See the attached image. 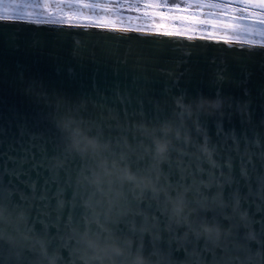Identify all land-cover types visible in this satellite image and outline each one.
<instances>
[{"label":"water","instance_id":"obj_1","mask_svg":"<svg viewBox=\"0 0 264 264\" xmlns=\"http://www.w3.org/2000/svg\"><path fill=\"white\" fill-rule=\"evenodd\" d=\"M120 30L0 22V180L9 190L27 193L23 184L2 175L5 166L14 167L10 157L25 155L30 157L25 169L40 185L57 177L64 187L63 208L58 214L52 200L50 215L39 219L49 225L45 229L49 247L59 264L73 259L83 264L62 246L72 234L65 225L72 213L83 227L81 218L88 211L85 205L97 179L106 194H97L91 201L98 221L91 228L106 229L104 235L115 233L130 242V259L136 249H142L146 264H196L201 256L212 264V252H202L205 245L219 252L220 245L232 246L228 237L236 232L242 237L244 230L233 231L221 209L204 205L190 192L184 218L174 215L177 193L173 189L177 183L191 187L195 178L202 198L211 199L217 191L207 185L223 183L229 176L227 168L210 169L195 147L207 132L215 146L213 159L221 165L232 162L233 180L221 193L225 202L230 193L239 192L255 219L264 218L257 212L264 206L258 180L264 175V49L227 46L245 43L241 41L176 34L169 38L162 32L132 29H123L128 34L121 35ZM181 95H186L188 104L183 119L177 107ZM68 118L90 128L89 138H99L95 158L77 154L65 139ZM218 122L225 130L234 129L238 144L216 135ZM165 132L169 153L162 158L154 137ZM180 152L187 153L182 165ZM45 153L48 170H31L33 159L41 164ZM242 161L247 179L240 175ZM126 175L135 181L122 180ZM109 179L113 181L110 193ZM57 186L48 185L50 196ZM154 188L158 195L153 194ZM13 198L19 202L18 194ZM36 206L26 211L30 225L40 230ZM88 214L92 216L91 211ZM213 217L209 237L204 222ZM255 227L259 230L260 225ZM251 247L256 249L257 244ZM259 257L256 252L253 258ZM39 259L38 254L0 249V264Z\"/></svg>","mask_w":264,"mask_h":264},{"label":"snow or ice","instance_id":"obj_2","mask_svg":"<svg viewBox=\"0 0 264 264\" xmlns=\"http://www.w3.org/2000/svg\"><path fill=\"white\" fill-rule=\"evenodd\" d=\"M115 4H144V5H167L172 8L179 9L181 5H252L259 8V12H253L251 14L253 22L255 24L264 25V16L260 15L264 12V0H0V22H11V23H25V24H36L49 25L52 27L59 28H83L84 31H88L90 27L94 26L97 30L106 31L113 27V23L108 20L105 16L106 12H111V9L104 7L105 5H115ZM5 5L10 9V15L5 17ZM49 5H56L57 7L49 10ZM60 5H71L75 7L63 8ZM83 8H89V13H84L81 11ZM99 9V10H97ZM187 11V9H183ZM236 12L240 13L239 17L233 16L232 19H244L243 13L245 12V7H239L235 9ZM117 18L123 23V18L119 17V10H117ZM36 15L37 19H32L31 17ZM209 16L214 15V13L209 12ZM55 16V19H49V17ZM76 17H85L88 19V24H81L79 22L74 23ZM189 18V17H185ZM228 27H234L237 31V39L243 40L244 37H249L245 43L233 44L228 43V47H241L249 49H264V28L256 27H243L240 25ZM242 33V34H241ZM121 35H127V31L121 29ZM142 34V33H138ZM165 36L169 38H175L171 33L165 32ZM252 37H259L255 39ZM186 95H181L177 97V107L181 109L178 113V117L183 119L187 113L183 110L188 106ZM83 122L73 121L68 118L65 123V139L68 143L75 146V151L77 154L83 157L97 156L98 148V137H88V132L90 128H81L80 125ZM199 129V125H198ZM203 131V129H199ZM203 141L195 145L198 152L207 158V163L210 169L227 168L229 170V176L225 179L223 183L217 182L215 184H208L207 187H214L217 191V195L211 199L202 198L199 187L195 178L193 179V185L191 187L182 186L177 183L175 190L177 195L175 200H173V213L183 219V212L185 208L188 207V202L186 199L187 194L190 192L193 197L201 200L206 206H211L212 208H219L222 210L223 215L226 219L230 220L233 226V231L236 228H242L244 234L241 237L238 232L234 236L227 238L228 242L231 243V247L228 244L220 245V251L216 252L210 249L207 245L202 249V252L208 253L212 252L213 261L212 264H264V218L261 220H256L255 216L249 211L248 208L244 207L242 202V197L239 192L230 193L227 202H225L224 197L221 195L225 184L231 183L233 177L231 175L232 162L231 160L225 161L223 165L218 164L216 160L213 159V153L215 152V146H213L207 136V132H203ZM216 135L218 137H223L228 140H232L234 144H238V137L235 134L234 129L225 130L222 122H218ZM155 139V149L157 155L164 158L168 155V143L169 137L167 133L157 134ZM187 153L180 152L181 165L183 164V157ZM10 162L14 165L13 168L9 169L5 166L2 175L7 177L11 176L12 179L23 184L28 190L27 193L21 191L19 188L9 190L4 186L2 180H0V249L10 247L16 250H22L28 255L38 254L40 259L35 261H21V264H59V258L56 253L49 247V238L45 229L48 228V224L43 220L39 219V216H49L52 206V200H56L55 211L59 214L63 208V201L60 197L64 193V187L59 184V181L55 175L45 180L44 185H40L37 179H32L30 176V171L25 169V165L29 163L30 157L25 155L20 158H9ZM199 160V156H197ZM48 157L45 153L43 156V162L41 164H36L32 162L31 170L37 168H44L48 170ZM200 171H203L200 169ZM105 174L109 177L113 175L111 172L105 171ZM240 175L242 178H249V172L247 165L242 161L240 168ZM221 176H223V171H221ZM21 177H28L27 179H21ZM128 182H134L135 177L132 175H126L121 178ZM260 183L261 195L260 199L264 201V175L258 177ZM11 181H9L10 183ZM57 184L55 194L49 195V184ZM112 180H108L107 192L110 193L112 190ZM122 186V185H121ZM184 188L181 192L180 189ZM19 195V202L15 200L14 195ZM99 194L103 197L105 193V188L101 180L97 179L94 181V191L88 195V203L85 207L88 211L92 212V216H89L88 211L85 212L84 216L81 218L83 221V227L80 228V221H76V218L69 214L68 223L66 227L72 228V234L67 237L69 243L63 244V247L68 249L70 257L79 258L83 264H108L109 261L112 264H142L143 262V251L142 249L135 250V258L130 259L133 256V248L128 241H121L115 233H108L104 235L103 232L107 231L102 229L101 231H93L91 228L92 223H98L94 219L96 213L95 208L91 201L94 197ZM153 194L158 195L157 190L153 189ZM23 202V203H21ZM97 205L100 201L96 202ZM111 203V201H109ZM38 205V206H36ZM35 207V211L38 214L36 223H40L43 227L37 230L35 224L30 225L29 216L27 214V209ZM75 196L73 197L72 207L75 208ZM229 210V211H225ZM111 211V208H109ZM257 212L264 213V206L258 207ZM215 217L211 221H205L206 224L205 231L209 233L211 237V226L215 225ZM259 224L260 228L257 230L255 225ZM59 227V224H57ZM218 227V226H217ZM257 244V248L253 249L251 245ZM256 252L260 253L258 260L254 259ZM127 254V256L125 255ZM69 264H75V260H71ZM190 264V262H186ZM196 264H207V261L203 256L196 260Z\"/></svg>","mask_w":264,"mask_h":264},{"label":"rangeland","instance_id":"obj_3","mask_svg":"<svg viewBox=\"0 0 264 264\" xmlns=\"http://www.w3.org/2000/svg\"><path fill=\"white\" fill-rule=\"evenodd\" d=\"M49 10L56 8V5H49ZM59 7L71 8L75 6L60 5ZM111 9V12H106L105 16L113 23L112 28L117 29H132L140 31L152 32H168L178 35L203 36L208 38H216L234 42H246L249 37H244L243 40H238L237 31L232 26L256 27L264 28V25L255 24L250 14L243 13L244 19H232L233 16L239 17L241 14L233 11L224 14L221 8L209 5H185L179 9L172 8L167 5H144V4H115L105 5ZM183 9H187L184 11ZM99 10V9H97ZM117 10L119 17L123 18V23L117 18ZM84 13L90 14L89 8L81 9ZM212 12L214 15L209 16ZM5 17L10 15V9L5 5ZM189 17V18H185ZM37 19L36 15L31 17ZM56 17H49L55 19ZM74 23L88 24L89 21L85 17H76ZM242 34V33H241ZM259 39V37H252Z\"/></svg>","mask_w":264,"mask_h":264},{"label":"flooded vegetation","instance_id":"obj_4","mask_svg":"<svg viewBox=\"0 0 264 264\" xmlns=\"http://www.w3.org/2000/svg\"><path fill=\"white\" fill-rule=\"evenodd\" d=\"M182 7L185 6V5H181ZM202 6V5H201ZM209 6H214V7H219L222 9V11H224L223 13L224 14H227L228 12H233L235 11L236 8H239V7H245V12L246 14H252L253 12H259L260 9L259 8H256L252 5H248V6H243V5H220V6H215V5H209ZM260 15L264 16V12H261ZM203 37V36H202Z\"/></svg>","mask_w":264,"mask_h":264},{"label":"clouds","instance_id":"obj_5","mask_svg":"<svg viewBox=\"0 0 264 264\" xmlns=\"http://www.w3.org/2000/svg\"><path fill=\"white\" fill-rule=\"evenodd\" d=\"M125 255L127 256V254H125ZM132 259H134V258H132ZM108 264H112V262L109 261ZM142 264H146V262L143 260Z\"/></svg>","mask_w":264,"mask_h":264},{"label":"bare ground","instance_id":"obj_6","mask_svg":"<svg viewBox=\"0 0 264 264\" xmlns=\"http://www.w3.org/2000/svg\"><path fill=\"white\" fill-rule=\"evenodd\" d=\"M172 34V33H171ZM176 35H178V34H176ZM226 41H228V40H226Z\"/></svg>","mask_w":264,"mask_h":264}]
</instances>
